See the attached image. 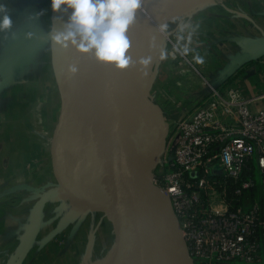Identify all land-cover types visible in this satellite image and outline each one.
Wrapping results in <instances>:
<instances>
[{
  "label": "water",
  "instance_id": "water-1",
  "mask_svg": "<svg viewBox=\"0 0 264 264\" xmlns=\"http://www.w3.org/2000/svg\"><path fill=\"white\" fill-rule=\"evenodd\" d=\"M170 1L141 0L127 33L131 61L126 69L68 48L77 71L66 93L75 87L82 109L70 118L65 93L66 107L51 139L56 191L77 208L110 216L115 235L111 264H192L169 200L151 179L167 122L151 101L152 112L135 106L141 61L148 60L160 27L179 14L173 9L165 16ZM62 12L66 24L71 11ZM71 126L79 128L77 139L67 136Z\"/></svg>",
  "mask_w": 264,
  "mask_h": 264
},
{
  "label": "crops",
  "instance_id": "crops-1",
  "mask_svg": "<svg viewBox=\"0 0 264 264\" xmlns=\"http://www.w3.org/2000/svg\"><path fill=\"white\" fill-rule=\"evenodd\" d=\"M15 1L0 0L13 5L9 12L12 17L16 14ZM188 8L170 39L187 46L192 55L204 57V64H197L194 59L193 63L205 80L220 89H236L249 100L253 111L263 106L264 0H200ZM175 19L165 23L168 34ZM156 51L149 62V97L163 115L176 119L183 108L195 106L206 94L207 86L192 74L187 63L176 60L163 49ZM165 59L169 62L165 63ZM7 95L0 91V100ZM2 111L0 115L8 116ZM10 146L15 149L9 150ZM30 147L28 130L20 124H4L1 120L0 264H67L70 261L80 264L86 255L78 254L76 263L72 254L66 255V244L54 246L55 257L48 262L49 236L53 231L57 233L56 230L63 233L68 218L72 217L78 225L88 217L89 211L65 201L56 187L53 194L44 198L36 192L28 194L29 186L34 185L33 178H37L30 170L31 158H27ZM33 193L37 198L34 203ZM109 249L111 256L113 248Z\"/></svg>",
  "mask_w": 264,
  "mask_h": 264
},
{
  "label": "built area",
  "instance_id": "built-area-1",
  "mask_svg": "<svg viewBox=\"0 0 264 264\" xmlns=\"http://www.w3.org/2000/svg\"><path fill=\"white\" fill-rule=\"evenodd\" d=\"M199 76L207 92L195 106L163 115L167 135L151 179L192 264H264V105L253 111L236 89Z\"/></svg>",
  "mask_w": 264,
  "mask_h": 264
},
{
  "label": "rangeland",
  "instance_id": "rangeland-1",
  "mask_svg": "<svg viewBox=\"0 0 264 264\" xmlns=\"http://www.w3.org/2000/svg\"><path fill=\"white\" fill-rule=\"evenodd\" d=\"M199 1L171 0L169 2L165 16H168L173 9H177L179 14L174 20L170 34L166 31L156 36L148 62L158 48L163 49L165 53L173 54L176 60L187 63L192 74L200 78L199 70L193 63L195 56L191 54V51L184 54V47L173 38L170 39L176 28L181 25L188 7ZM15 9L16 14L13 17L9 13L12 20L11 30L0 32V91L8 94L0 100V109L8 115H0V122L2 120L4 124H20L23 129L29 131L31 147L27 158H31L30 170L37 178L35 180L33 178L34 185L29 186L28 194L36 192L44 198L46 195L53 194L57 185L51 162V139L59 113L66 107L64 96L73 78V74L69 72L68 49L62 50L51 39L53 34L63 30L61 25H64V15L62 10L59 13L52 11L51 0H16ZM164 61L169 62L168 59ZM149 74L150 69L147 80L148 89ZM148 89V99L154 103L149 97L151 94ZM78 134L79 128L74 132L75 136ZM14 149L10 146L9 150ZM215 168L218 166L215 165ZM254 179L257 184L260 183L257 170H255ZM33 188L36 189L31 190ZM32 198L34 203L37 199L34 193ZM64 200L69 202L65 198ZM215 202L213 201L214 204ZM63 209L66 210L64 206ZM71 218L65 219L66 228L63 233L56 230L57 233L53 231V234L49 236V248H51L47 253L48 262H51L56 254L55 249L52 251V248L66 244L68 247L66 255L72 254L73 260L78 258V254L81 256L82 252V256L86 255V258L80 260V264H111L114 258L115 235L110 216L104 212L89 211L88 217L80 220L78 225ZM44 221L43 218L42 223ZM109 248H113L111 256ZM67 264H73V262L70 261Z\"/></svg>",
  "mask_w": 264,
  "mask_h": 264
},
{
  "label": "clouds",
  "instance_id": "clouds-1",
  "mask_svg": "<svg viewBox=\"0 0 264 264\" xmlns=\"http://www.w3.org/2000/svg\"><path fill=\"white\" fill-rule=\"evenodd\" d=\"M140 6L141 0H51L53 12L71 11L63 30L53 34L51 39L62 50L71 46L80 54H94L98 62L126 69L131 61L126 55L130 49L127 33L135 23ZM9 12L10 7L0 2V32L12 28ZM159 31L166 33L167 25H162ZM183 51L187 54V46ZM194 60L201 65L205 62L199 55ZM141 63L146 65L148 61ZM76 71L75 66H70V73Z\"/></svg>",
  "mask_w": 264,
  "mask_h": 264
},
{
  "label": "bare ground",
  "instance_id": "bare-ground-1",
  "mask_svg": "<svg viewBox=\"0 0 264 264\" xmlns=\"http://www.w3.org/2000/svg\"><path fill=\"white\" fill-rule=\"evenodd\" d=\"M61 26L63 28L64 25L62 24ZM150 45H152V43H150ZM70 66H71V63H70ZM148 72H149V62L146 65L142 63L139 69V76H138V82H137V93H136V98H135V106L141 112L154 111V106L151 104L150 100L148 99V95H147ZM143 91H144V94H142ZM66 100H67L66 101L67 107L69 110L68 111L69 116L70 118H73V116L78 114L82 109L79 96H78V93L75 87H73L68 93H66ZM76 129H77L76 126L75 127L71 126L69 130L67 131V136L72 139H77V136L74 135V132H76Z\"/></svg>",
  "mask_w": 264,
  "mask_h": 264
}]
</instances>
